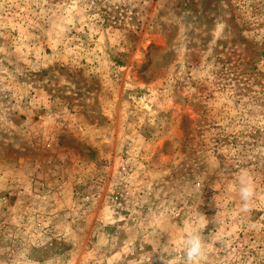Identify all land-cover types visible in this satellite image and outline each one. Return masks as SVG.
Wrapping results in <instances>:
<instances>
[{"label": "rangeland", "instance_id": "rangeland-1", "mask_svg": "<svg viewBox=\"0 0 264 264\" xmlns=\"http://www.w3.org/2000/svg\"><path fill=\"white\" fill-rule=\"evenodd\" d=\"M196 228L264 264V0H0V264H186Z\"/></svg>", "mask_w": 264, "mask_h": 264}, {"label": "clouds", "instance_id": "clouds-1", "mask_svg": "<svg viewBox=\"0 0 264 264\" xmlns=\"http://www.w3.org/2000/svg\"><path fill=\"white\" fill-rule=\"evenodd\" d=\"M236 190L242 202L241 210L244 212L251 211V202L255 196V185L251 178V175L247 169H241L236 178ZM205 221L203 227L209 223V220L205 216L201 217ZM215 217L212 222L215 223ZM100 243H103L101 241ZM183 254L186 260V264H197V262L203 258L206 249L205 238L199 228L189 231L183 239ZM161 264H169L163 254L159 255Z\"/></svg>", "mask_w": 264, "mask_h": 264}]
</instances>
